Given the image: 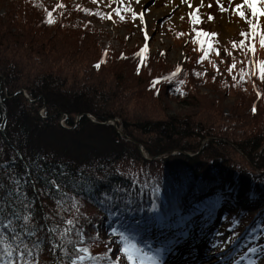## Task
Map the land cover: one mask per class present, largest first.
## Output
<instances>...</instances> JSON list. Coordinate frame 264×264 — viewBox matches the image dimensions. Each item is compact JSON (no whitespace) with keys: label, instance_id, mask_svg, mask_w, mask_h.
I'll return each mask as SVG.
<instances>
[{"label":"trees","instance_id":"trees-1","mask_svg":"<svg viewBox=\"0 0 264 264\" xmlns=\"http://www.w3.org/2000/svg\"><path fill=\"white\" fill-rule=\"evenodd\" d=\"M94 2L0 0V264H70L81 247L90 258L77 264H128L113 256L126 243L140 248L146 229L161 241L165 228L181 231L226 204L230 222L244 216L231 199L240 172L251 178L246 200L264 205L258 25L218 75L216 63L209 74L197 67L214 59L215 41L193 23L199 54L163 73L139 51L99 45V29L81 17L104 15ZM221 92L236 97L227 112ZM169 101L187 108L169 115ZM174 149L193 155H167Z\"/></svg>","mask_w":264,"mask_h":264},{"label":"rangeland","instance_id":"rangeland-1","mask_svg":"<svg viewBox=\"0 0 264 264\" xmlns=\"http://www.w3.org/2000/svg\"><path fill=\"white\" fill-rule=\"evenodd\" d=\"M85 1H95L94 3L104 10V15L101 16L91 17L88 13L81 15L82 18L89 20L92 27L99 29L97 41L103 49L123 51L126 54L139 51L150 68H160L163 73L175 66H187L188 57L199 54L197 42L195 43L196 38L192 33L193 23L200 30L205 31L207 38L215 41L214 59L207 60L209 65L197 64L199 69L208 74L212 72L213 63H216L218 75H221L225 74L224 62L231 58H242L241 48L235 47L240 41V34L247 32L250 26L257 24V27L264 33V0H254L257 8L255 16L245 4V0H169L171 2L158 5L159 9L156 12L153 11L149 2L140 4V0H118L121 5H126L124 7L126 14L118 18L117 12H112L111 19L106 16V12L114 10L116 0ZM237 5L240 7L237 8ZM195 7L198 8L196 12L199 15L198 20L193 18L189 21ZM238 12L242 15H238ZM211 33L215 35H207ZM234 43L235 46H233ZM256 46L259 50V58L264 59V46L260 43ZM198 89L199 93L208 98H219V94L209 86L200 85ZM220 95L222 96V111L227 112L228 106L234 102L236 97L225 92H221ZM186 108V105L169 101L167 110L169 115H174ZM250 179L249 173L240 172L239 192L248 188ZM231 213H234L233 210ZM225 224V222L224 225L221 224L223 228H218L216 233L225 231ZM101 234L104 237L107 236ZM223 234L220 240H228L229 231L226 230ZM106 239H112L111 235H108ZM113 257L115 262L121 261V257L116 255ZM248 264H264V254L258 258H252Z\"/></svg>","mask_w":264,"mask_h":264},{"label":"snow or ice","instance_id":"snow-or-ice-1","mask_svg":"<svg viewBox=\"0 0 264 264\" xmlns=\"http://www.w3.org/2000/svg\"><path fill=\"white\" fill-rule=\"evenodd\" d=\"M245 4H247V7L252 10L253 15H257V8L254 0H245ZM240 6L237 5V8ZM135 15V14H134ZM238 15H242V13L238 12ZM211 19V17H209ZM49 22L51 20L49 19ZM252 28H255V25H252ZM207 35H215L214 33L207 34ZM243 36L244 33H241ZM243 43V41H241ZM261 44L264 45V37L261 39ZM235 46V43L234 45ZM260 71L264 73V67L260 68ZM115 191H121L120 189H116ZM108 202L112 201V197L108 196L107 197ZM155 208V204H153V209ZM115 215V213H112ZM25 220L28 219L26 216L24 218ZM163 218H158V221L162 222ZM68 223H71V221H68ZM15 239V237H13ZM252 251V249H249ZM61 251H64L63 247L61 248ZM120 251L124 254L123 257H121V261H123L125 258L128 262V264H159V255L163 254L162 250L157 248L155 252L153 253H147L142 251L140 248H138L135 244L133 243H126L123 248L120 249ZM79 253H83V255H80ZM89 249L87 247H81L78 249V253L75 255L73 259H71L70 264H77V261H83L86 258H90L88 256Z\"/></svg>","mask_w":264,"mask_h":264},{"label":"bare ground","instance_id":"bare-ground-1","mask_svg":"<svg viewBox=\"0 0 264 264\" xmlns=\"http://www.w3.org/2000/svg\"><path fill=\"white\" fill-rule=\"evenodd\" d=\"M148 2L151 3V6L153 8V11L156 12L159 9V6L158 5H160L161 3H165V2L168 3V2H171V1H169V0H152V1H149V0H140V4H145V3H148ZM172 4H174V2ZM185 153L186 152H184L183 154L184 155H188V156H192L193 155L192 153H188V152L186 154ZM218 228H223V226L222 225L217 226L214 229L213 232H211L209 235L206 236L205 239H207L209 237H215L216 239L214 240V243H216V241H218L219 239H222L223 238V235H224L223 232H225V231H220V232L216 233V230ZM203 241H204L203 238H201L199 240V242L189 241L187 243V246L188 247L186 248V249H189V255L188 256L189 257L195 256V257H193V258H186L183 262L181 261L180 264H190L191 261H195L194 258H197L196 257L197 255L194 254V253L198 252L199 247L202 246V244H203ZM190 245H193V246L190 247ZM180 252L181 251L179 249H177L175 247L172 248L170 250V252L166 256H164V257H162L160 259L159 264H169V263H171V261H173L174 259H176L178 257V255L180 254ZM233 252L235 253V251H233ZM255 254H256V251H255L254 255ZM239 263H242V262H239Z\"/></svg>","mask_w":264,"mask_h":264},{"label":"water","instance_id":"water-1","mask_svg":"<svg viewBox=\"0 0 264 264\" xmlns=\"http://www.w3.org/2000/svg\"><path fill=\"white\" fill-rule=\"evenodd\" d=\"M84 115H85L86 117H88L91 121H93V120L90 118V116H89L88 114H84ZM81 116H82V115H76V116H75V121L78 120ZM110 123L116 128V131H117L119 134L122 133L121 130H120L119 128L116 127L115 122H114L113 120H111ZM207 139H208V138L203 139L202 142H204V141L207 140ZM130 140H131V139H130ZM131 141H132V140H131ZM134 143H135V145L138 147V149H139L140 152L142 153V156H143L145 159H150V160L154 159V156L147 157V156L142 152V149L139 147L138 143L135 142V141H134ZM174 152H181V153H184V151H180V150L174 149V150H170V151L167 153V155L173 154ZM185 154H186V153H185ZM159 156H160V155H159Z\"/></svg>","mask_w":264,"mask_h":264}]
</instances>
